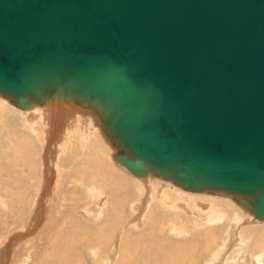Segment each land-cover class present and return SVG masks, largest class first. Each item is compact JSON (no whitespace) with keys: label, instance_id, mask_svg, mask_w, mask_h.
I'll use <instances>...</instances> for the list:
<instances>
[{"label":"water","instance_id":"water-1","mask_svg":"<svg viewBox=\"0 0 264 264\" xmlns=\"http://www.w3.org/2000/svg\"><path fill=\"white\" fill-rule=\"evenodd\" d=\"M58 80L114 105L130 168L264 211V0H0V91Z\"/></svg>","mask_w":264,"mask_h":264},{"label":"rangeland","instance_id":"rangeland-1","mask_svg":"<svg viewBox=\"0 0 264 264\" xmlns=\"http://www.w3.org/2000/svg\"><path fill=\"white\" fill-rule=\"evenodd\" d=\"M40 91H41V89H40ZM38 94L42 95V92H39ZM64 96H65L64 99H68V97H67L68 94H66V95L64 94ZM37 100L40 101V99H37ZM42 105H43V103H42ZM43 106H42V112L46 113V107H43ZM64 106H65L66 112L63 114H64V118H65L66 123H68L69 119L72 118L74 115L73 114L74 110H73V107H71V105L68 106L66 104V101H64ZM67 112H70V114H67ZM36 113L32 112V111L28 112V115L26 116L27 121H29L28 120L29 116L34 115V116H36V118H38L40 115V110H37ZM113 115L114 114H111V118L113 117ZM2 117H3V115L0 114V118H2ZM105 125H107V123ZM113 128H114V126H113ZM24 130H26V129H24ZM88 130H91V128H89ZM26 131H28V130H26ZM3 133H6L10 138L15 139V137L10 135L6 131V129L3 131ZM39 134H40V136H42V133L39 132ZM7 135H6V138L4 141L5 143L0 144V160H1L0 161V169H1L0 175L4 178L8 179L11 182V185H12V188H10L11 191L15 190V191H18V193H19L16 196L13 194V196H11V198L7 197L6 200L7 201L12 200L16 203V205L19 204V201H20L24 205V207H22V209L18 208V210L16 211V208L14 206V212H16V213H15V215H13V219L11 220L9 218L10 220L6 223V226L4 228L0 227V257H1L0 258V264H3V263H5V264H18V262H19V264H23V263L24 264H33V262H34V264H45V263L46 264H61V263L62 264L63 263H65V264H74V263L75 264H188V263H190L189 260L191 259V257H194V258H192V261L198 260L197 264H254L253 257L256 258L258 256H260V258H261L260 264H264V248H263L264 247V229H263L264 228V211L259 212L262 214L259 216V214H257L258 213V211H257L258 206L255 205L256 203H254V204L251 203V202H254V201H252L253 200L252 197L256 198L257 193H244V194H240V193H236V192H230L229 193V191H225V190H221V189L211 187V186H209L205 183H202L200 181H197L195 183V186H192V187H194V189H199V186L204 184L205 187L216 189L220 192H224V193L228 192L229 194L234 193L233 196L239 197V198H244V195L245 196L251 195L250 197H248V199L252 198L249 201L248 208L247 207H245L246 209L244 208L246 213H244V211L241 212V213H244V215H239L236 213L237 216H242L237 221V223H238L237 228H239V230H238L239 232L236 233V235H237V236H235L236 238H231V237L229 238V236H230L229 231L233 227L234 220L230 221V220H228V217H231L232 214L221 220L219 215L215 213L216 215H212V216L215 218H218V219L212 221L213 223H207V222H205L208 219L207 217H209V218L212 217L210 212H208V213L204 212V211L201 212L200 210H196L193 208L191 210H189L188 209L189 205H185V207H184L185 209H180L178 207L179 206L178 204H184V202H186V200H185L186 197H184V196L188 195L189 192L192 191V190L189 191V187L191 185L188 182L182 181L181 186L180 185L177 186V185L173 184L176 181V178L171 176L170 174L174 173L176 176V173L178 170H176V169H162L159 167H155L154 170L150 173V176L147 175V172L141 173L137 170V172L139 174L141 173L139 175L141 178L138 176V179L140 182H142L141 189H139V192L141 191V193L138 192L137 195H138V199H139V197L141 198L140 201L144 204V207L146 208V209L144 208V210H146V212H144V211L141 212V210H139L141 212V214L139 216L140 218L133 221V215L132 214H134L135 212L133 211L131 204H129L130 200H133L132 194L129 190L125 191L123 188H120L118 190L120 192V195L118 198L120 200H123L124 198L126 199V200L124 199L125 201H123L125 204V207L123 210L124 212H122V214L125 217L123 219V222H124L123 225L125 228L123 231H125L126 242H125V244L123 246L124 248L122 249V252H121L120 243L118 244V246L116 248L115 241L112 242V240H110V242H109L106 240V242H105L103 240L104 234L99 232V229L94 230L92 228L87 227L83 222H81L82 219L85 220V218L86 219L91 218L92 221L95 223V225H97L98 227H101L103 230H109V223H108V225L106 224L107 222L103 223L105 216L100 214V213L106 207L105 201L108 200V197H109V200L112 199V197L108 194V193L112 192L110 190L111 189L116 190L120 186V184L115 183L111 177H109V179H108V177L106 176L105 173L102 174L100 171L97 172L96 168L89 169V171L87 172V175L80 177L83 174V172L85 171L86 166H84L85 165L84 164L82 166L76 167V173H74V171L72 173L73 179L70 176L68 180L70 182L76 184L73 186H76V191H78V192L74 196H77L81 199H84L85 201H83V203L75 201L78 204H80V208L73 209V213L70 212V210L68 212H65L64 208H62V209L58 208V201H55V196L53 199V194H54L53 193L54 192L53 187H51V191L49 190L50 188L47 191H43V192L41 191V190H43L42 186H43V182L45 181V179L43 182H40V183H39V180H36L33 182L35 177L42 179L41 176L43 175V173L41 172V170H42L41 169L42 168V159L41 158H40L41 161L39 162L38 156L27 149V151L31 152V153L29 154V156L26 155L27 159L24 163L25 164L26 163L31 164V171H29V176H26L25 173H21V172L18 173L15 171V169L19 170L20 168H22V166H24L26 168V165H24L22 163L17 151L15 150L14 146H12V143L8 139ZM117 135H118V133H117ZM29 137L33 140V146L36 149V154H38L37 150H39V152L41 153L40 143L35 142L36 135L30 134ZM118 138L120 139V141H122L126 145V143L120 138L119 135H118ZM21 144L22 143L20 142L19 146ZM120 145L121 144H119V146ZM42 146H43V143H42ZM54 147H55V145L49 146V149L47 151H52L51 157L50 158L46 157L47 160L51 163L52 167H53V163L55 162L54 155H53ZM68 147H69V145H68ZM127 150L131 154L128 147H127ZM80 151L83 153H85V151H86L87 154L91 153V150L90 151L89 150H80ZM94 151L97 153L96 159L99 162H101L104 158L105 159L108 158V154L105 152L104 149H102V151H99V150H94ZM23 153L27 154L26 152H23ZM59 153L56 155V161L60 159ZM66 153H68V152L63 153V156H65ZM61 156H62V154H61ZM118 156H123V155L119 154ZM93 164L95 165L94 161H93ZM121 165L123 166V164H121ZM65 166H64L65 168L60 166V168H63V170H62V173L59 174V177H58V175L56 177L57 183H59V181H61V177L63 176V173H65L67 171V165H65ZM83 167H85V168H83ZM118 167H120V166H118ZM145 169L149 172V170L147 168H145ZM26 170L28 171V168H26ZM35 172L36 173L38 172L40 175H36L33 177ZM167 173H169V174H167ZM15 174H16V176H15ZM156 178H158V179H156ZM52 179L55 180V177ZM110 179H112L113 181ZM141 179L144 181H142ZM152 179H154V180H152ZM168 179H169V182H168ZM155 180H158V181H155ZM51 181H53V180H51ZM153 181H154V183H153ZM159 181L160 182L163 181V183H160ZM165 181H167L166 185H165ZM85 182H87V183H85ZM171 182H172V184H171ZM16 183H18V184L16 185ZM187 184H188V186H187ZM167 185H169V188H168L169 196L166 198H162V197H160L161 192H159V191H162L161 188H163L164 186H167ZM157 186H158V188H157ZM182 186H184V187H182ZM16 187H18V189H16ZM147 188H149V189L147 190ZM182 188L184 190L187 189L186 191H189V192L185 193V192L179 191V189L182 190ZM108 189H109V191H107ZM84 190L85 191L87 190V191L85 192ZM121 191H123V193ZM75 192H73V194ZM178 192H179V195H178ZM41 193H44V194H42V196H40L41 200H39V195H41ZM28 194H30L31 196ZM45 194H46V197H44ZM156 194H157V196H156ZM83 196H84V198H82ZM97 196L100 199H98ZM85 197H87V198H85ZM128 197H129V199H128ZM147 197H149V200ZM150 199H153V200H150ZM207 199L208 198H204V201H210ZM35 200H38V202ZM52 200H53V202H52ZM40 201H42V202H40ZM35 202H36V204H35ZM52 203H53V205H52ZM115 204L116 203L112 202L109 205V208L112 209V207L115 206ZM204 204H207V203L206 202L201 203V205H203V206H204ZM71 205L77 206L73 203H70L67 207H69ZM98 205H100V206H98ZM34 206H35V208H34ZM172 206H173V208H172ZM51 207L53 208V211L51 210L52 209ZM154 207H162V208L158 212H156L155 214H151L150 218L147 219V215L151 213V210ZM44 208L45 209L47 208V209L45 210ZM95 209H97V211H95ZM167 209H168V211H167ZM170 209L172 210V214H171ZM179 209H180V211H179ZM223 209L224 208L222 206L219 207V210L221 211L220 212L221 216H222V212L226 213L225 209L224 210ZM184 211H186V212H184ZM193 211H195V212H193ZM255 211H256V213H254ZM28 212H30V213H28ZM25 213H27V214H25ZM173 214H174V218H171V217H173L172 216ZM193 215L195 216L194 218H193ZM14 217H16L17 219L16 218L14 219ZM66 217H68V219H69L68 221H67ZM71 217H73V219H75L77 222L74 223L73 221H71L70 220ZM250 217H252V218H250ZM169 219L171 220V222H169L170 221ZM198 219H200V220H198ZM16 220L20 221V222L18 224H12V222H14ZM137 220L138 221L143 220L142 221L143 225L139 228V229H141V231H140L141 235L140 234H135V235L130 234L129 229L133 228V225L130 223H133V222L137 223L138 222ZM153 220H155V223H152ZM194 221L196 222V224ZM201 221H204L205 223L204 222L201 223ZM226 221L228 223H226ZM168 222L170 223L171 226L168 224ZM39 223H40V225H39ZM52 223L54 224L53 226L51 225ZM80 223H81V225H80ZM203 223H204V225H202ZM231 224H232V226H231ZM72 225L74 226V228ZM84 225L86 228L84 227ZM194 225H195V228H194ZM65 226L66 227L70 226L71 228H73V230L72 231L71 230H64ZM82 226L84 229L82 228ZM209 228L212 229L211 230L212 233H215L214 238L216 237V239L212 238L214 240L213 244H212L213 240L211 239L210 232H208ZM251 228H255V230L252 229L251 233H248L249 235H247V233H244L243 235L241 234L242 233L241 229H243L242 231H244V230L251 229ZM110 229H112V228L110 227ZM135 231H137V230H135ZM202 232H204V233H202ZM225 232H227V233H225ZM193 234L197 235L198 237L195 238ZM260 234H262V235L258 236ZM177 235H179V236H177ZM182 235H184V236H182ZM2 236H3V239H2ZM87 236L89 238H91V240ZM130 236L136 238L138 241L134 240ZM167 236L169 237V241L173 242V243H171L166 248L163 246H164V244L167 243ZM173 236H175V237H173ZM227 236H228V238H227ZM244 236H246V237L248 236V237L246 238ZM256 236H258V237H256ZM99 237H101L102 239H100ZM190 237H192L193 240ZM92 238H93V240H92ZM176 238H178V240ZM254 239H257V242ZM96 240H97V242H96ZM190 240H191V242H190ZM195 240L197 241V243ZM239 240H242V242L241 241H240L241 243L238 242ZM252 240L254 241L253 244H251ZM174 241L175 242L177 241V242L175 243ZM2 242H3V244H2ZM100 243H101V245H100ZM181 243L183 244V246L181 245ZM184 243H186V244H184ZM206 243L212 244V247L209 245H206ZM9 244H11V245H9ZM175 244H177V245L180 244V245H178V246L176 245V247H175ZM259 244L260 245L262 244V245L260 246ZM194 245L196 247H199V248L194 247ZM199 245L204 247V248L200 249ZM225 245H226V247H225ZM64 246L68 247V251L66 250L67 247H64ZM184 246L185 247L187 246V252L186 253H184V249H183ZM259 246H260V248H259ZM205 247H207V248H205ZM40 248H43L44 250L40 249ZM116 249H118L120 251V255H118V250H116ZM158 249H159V251H158ZM178 249L181 250L180 253H178L180 251ZM15 250H16L17 254H19V255L21 254L20 255L21 257L16 255V253H14L15 255L12 254L13 252H15ZM76 250L79 252V254H78L79 256L76 254ZM104 250H105V252H102ZM222 250H224V251H222ZM64 253H65V255H64ZM176 254H178V255H176ZM52 255H54V257ZM183 255L185 256V258L187 257L186 259H188V260H184L185 258ZM247 255H250V256H247ZM188 256H190V258H188ZM10 257L11 258L13 257V259H11ZM47 257H49V258H47ZM78 257H80V259ZM238 258H240V260H238ZM215 259H217L218 261ZM244 259H245V261H244ZM181 260L183 263L180 262ZM37 261H38V263H37Z\"/></svg>","mask_w":264,"mask_h":264},{"label":"bare ground","instance_id":"bare-ground-1","mask_svg":"<svg viewBox=\"0 0 264 264\" xmlns=\"http://www.w3.org/2000/svg\"><path fill=\"white\" fill-rule=\"evenodd\" d=\"M84 84H86V81H84ZM88 85V84H86ZM89 86V85H88ZM41 89V91H40ZM39 92H42V95L38 94ZM64 94H68V99H64L65 96ZM37 99H40V101H38ZM64 101H66V104L69 106L71 105V107H73V117L69 119L68 123H66L65 118H64V114L66 112L65 110V106H64ZM43 103V105H42ZM42 106L46 107V113L42 112ZM37 110H40V115L38 118H36V116H29L27 121L26 116L28 115V112H35ZM116 111L115 107L113 104H109L107 102L104 101L103 97L101 96H91L90 94H88L84 88H80L78 86H75L74 84H69L67 83L65 80H58L55 82H51V83H40L37 85L36 89L33 91H29L25 94H23V96L19 97V96H14V95H10L8 93H5L3 91H0V114L3 115L2 118H0V144H4L5 142V138H6V133H3V131L6 129V131L15 137V139L10 138L8 135V139L10 140V142L12 143V146H14L15 150L17 151L22 163L24 165H26V168H28V171L26 170V168L24 166H22V168H20L19 170H16V172L18 173H25L26 176H29V171H31V164L30 163H24L27 159L26 155L29 156V154L31 152H33L35 155L38 156V160L39 162L41 161L40 158L42 159V170L41 172L43 173V175L41 176L42 179H39L38 177H35L33 182L36 180H39L40 182H43L44 179L45 181L43 182V191H47L49 188V190L51 191V187H53V199L55 196V201H58V208L62 209L64 208L65 212H68L70 210V212L73 213V209L75 208H80V204H78L77 202H82L85 201L84 199H81L77 196H74L78 191H76V185L75 183L70 182L68 179L71 176L72 178V173L74 171V173H76V167L78 166H86L85 171L83 172V174L80 177H83L85 175H87V172L89 171V169H93L96 168L97 172H101L102 174H106V176L111 177L115 183H119L120 186L115 190V189H111L110 193H108L112 199L105 201V208L104 210L100 213L102 215L105 216V219L103 221V223H106L108 225L109 223V230H103L101 227H98L97 225H95V223L92 221L91 218H85V220H81V222H83L87 227L92 228L94 230H98L99 232L104 234V238L103 240L106 242L110 240H112V242L115 241V246L117 248L118 244L120 243V247H121V252L122 249L124 248V244L126 242V235H125V231H123L124 228V222L123 219L125 218L124 215L122 214V212H124V207L125 204L123 200H120L118 197L120 195V192L118 191L120 188H123L125 191H130L133 197V200H130V203L133 211L135 212L133 215V221H135L136 219L140 218V214L141 212H146V210H144V204L140 201V197L138 199V192L139 189H141V184L142 182L139 181L138 176L141 173L147 172V175L150 176V173L154 170V168L156 166L150 164L149 162H143V161H139L140 165L137 168H130V166L127 165V161H136V159L134 158V156L132 154H130L127 150V146L120 141V139L118 138L117 135V131H115V129L113 128V124L110 123L111 122V114H114ZM37 114V113H36ZM67 114H70V112H67ZM26 118V119H25ZM38 119V120H37ZM37 120V121H36ZM43 123V124H42ZM107 123V125H105ZM28 130H24V129ZM89 128H91V130H88ZM40 133H42V136H40ZM30 134H34L36 135V139L35 142L36 143H40L41 146V153L38 151V154H36V149L33 146V140L29 137ZM121 138V137H120ZM119 139V140H118ZM20 140V141H19ZM22 143L19 146V143ZM43 143V146H42ZM71 143V144H70ZM121 144L119 146V144ZM18 145V146H17ZM50 145H55L54 147V159L55 162L53 163V167L51 166V163L47 160V158L51 157V152L52 151H47L49 149ZM69 145V147H68ZM25 149V150H24ZM30 150L31 152L27 151ZM102 149L105 150V152L108 154V158L107 159H103L101 162H99L96 159V155L97 153L94 150H99L102 151ZM80 150H91V153L87 154L86 151L85 153L81 152ZM22 151V152H21ZM5 152V151H4ZM26 152L27 154L23 153ZM43 152V153H42ZM60 152V153H59ZM68 152L65 154V156H63V153ZM59 153V160L56 161V155ZM62 154V156H61ZM119 154L123 155V156H118ZM40 156V157H39ZM4 157V156H3ZM47 157V158H46ZM105 157V156H104ZM1 161V160H0ZM93 161L95 162V165L93 164ZM19 162V161H18ZM10 163V162H9ZM123 164V166L121 165ZM6 165V164H5ZM65 165H67V171L65 173H63V176L61 177V181H59V183H57L56 181V177L59 174L62 173L63 168ZM120 167H118V166ZM125 166V167H124ZM66 167V166H65ZM64 167V168H65ZM3 168V167H2ZM85 168V167H83ZM147 168L149 170V172L145 169ZM75 169V170H74ZM146 171H145V170ZM1 170V169H0ZM13 170V169H12ZM137 170L139 172H141L140 174L137 172ZM46 171V172H45ZM61 171V172H60ZM96 172V173H97ZM1 173V171H0ZM41 173V174H42ZM169 174V173H167ZM40 175L38 172L33 175ZM56 175V176H55ZM157 175V174H156ZM160 175V174H159ZM171 176L175 177V174L172 173L170 174ZM16 176V174H15ZM152 176V175H151ZM6 177V176H5ZM14 177V176H13ZM55 177V180L52 179ZM79 177V178H80ZM140 177V176H139ZM99 178V177H98ZM141 178V177H140ZM73 179V178H72ZM110 179V180H112ZM155 179V178H154ZM152 179V180H154ZM158 179V178H156ZM41 180V181H40ZM53 180V181H51ZM112 180V181H113ZM142 180V179H141ZM165 180V179H164ZM144 181V180H142ZM158 181V180H155ZM146 182V181H145ZM144 182V183H145ZM148 182V181H147ZM160 182V181H159ZM169 182V179H168ZM197 182V181H196ZM38 183V184H39ZM87 183V182H85ZM154 183V181H153ZM160 183H163V181H161ZM167 181H165V185H166ZM182 180H179L178 178H176V181L173 183L174 185L177 186H181ZM18 183H16L17 185ZM37 184V185H38ZM146 184V183H145ZM172 184V182H171ZM202 184V183H201ZM95 185V184H94ZM158 185V184H157ZM162 185V184H161ZM15 186V185H14ZM20 186V185H19ZM35 186V185H34ZM33 186V187H34ZM113 186V185H112ZM150 186V185H149ZM159 186V185H158ZM157 186V188H158ZM185 186V185H184ZM182 186V187H184ZM188 186V184H187ZM30 187V186H29ZM109 187V186H108ZM171 187V186H170ZM10 188H12L11 182L2 177L0 175V227L4 228L6 226V223L11 219H13V215H15L16 212H14V206L16 208V211L19 209H22V207H24V205L19 201V204L16 205V203L12 200L7 201L6 198L9 197L11 198V196H13V194L16 196L18 195V191L15 190H10ZM112 188V187H111ZM169 185L164 186L163 188H161L162 191L160 194V197L162 198H166L169 196ZM173 188V187H172ZM16 189H18V187H16ZM33 189V188H32ZM41 189V188H40ZM95 189V188H94ZM110 189V188H109ZM109 189L107 191H109ZM149 188H147L148 190ZM37 190V189H36ZM187 190V189H186ZM182 188V190L179 189V191L182 192H189L188 195H185L184 197H186V202H184V204H178L180 209H185V205H189L188 209L191 210L196 209V210H200L201 212H210L211 216L212 215H216L218 214L219 217L221 218V220L225 217H228L229 215L232 214L231 217H228V220L233 221L234 220V224L233 227L231 228V230L229 231V238H236L235 236L237 232H239V228H237L238 226V219L241 218L242 216H237V214L239 215H244V213H246L245 211V207L248 208L249 205V201L253 198L251 203H255L256 198L250 197L249 195H244V198H239V197H234L233 194H227L226 192H220L216 189H212V188H208L205 187L204 184L199 186V189H194V187L190 186L189 187V191H186ZM39 191V190H38ZM76 191V192H75ZM85 191V190H84ZM87 191V190H86ZM85 191V192H86ZM176 191V190H175ZM21 192V191H20ZM73 192H75L73 194ZM123 193V191H121ZM153 192V191H152ZM171 192V191H170ZM177 192V191H176ZM27 193V192H26ZM47 193V192H46ZM83 193V192H82ZM89 193V192H88ZM100 193V192H99ZM106 193V192H105ZM141 193V191L139 192ZM155 193V192H154ZM184 193V194H185ZM37 194V193H36ZM41 195H39V200H41ZM50 194V193H49ZM81 194V193H80ZM159 194V193H158ZM172 194V193H171ZM177 194V193H176ZM260 193L258 192L257 195H259ZM30 195V194H28ZM88 195V194H87ZM179 195V192H178ZM31 196V195H30ZM89 196V195H88ZM114 196V197H113ZM124 196V195H123ZM157 196V194H156ZM159 196V195H158ZM174 196V195H173ZM241 196V195H240ZM46 197V194L45 196ZM49 197V196H48ZM105 197V196H104ZM143 197V196H142ZM246 197V198H245ZM3 198V199H2ZM23 198V197H22ZM38 198V197H37ZM43 198V197H42ZM84 198V196L82 197ZM87 198V197H85ZM98 198V196H97ZM144 198V197H143ZM149 200V197H147ZM181 198V197H180ZM204 198H208L207 200L210 201H204ZM24 199V198H23ZM100 199V198H98ZM129 199V197H128ZM175 199V198H174ZM45 200V199H44ZM50 200V199H49ZM102 200V199H101ZM153 200V199H150ZM18 201V200H17ZM38 202V200H35ZM54 201V202H55ZM71 201V202H70ZM77 201V202H75ZM100 201V200H99ZM42 202V201H40ZM53 202V200H52ZM114 202L116 203L115 206L111 208H109V205ZM146 202V201H145ZM175 202V201H174ZM207 203L201 205V203ZM50 203V202H49ZM70 203H73L77 206H69L67 207ZM85 203V202H84ZM89 203V202H88ZM250 203V204H251ZM36 204V202H35ZM38 204V203H37ZM44 204V203H43ZM41 205V204H40ZM50 205V204H49ZM53 205V203H52ZM177 205V204H176ZM252 205V204H251ZM257 205V204H255ZM46 206V205H45ZM48 206V205H47ZM55 206V205H54ZM73 206V207H72ZM100 206V205H98ZM174 206V205H173ZM172 206V208H173ZM222 206L225 209L226 213L222 212V216H221V211L219 210V207ZM37 207V206H36ZM43 207V206H42ZM89 207V206H88ZM187 207V206H186ZM251 207V206H250ZM35 208V206H34ZM48 208V207H47ZM46 208V209H47ZM52 208V207H51ZM56 208V207H55ZM162 207H154L151 210V213L147 215V219L150 218L151 214H155L156 212H158ZM176 208V207H175ZM245 208V209H244ZM32 209V208H31ZM45 209V208H44ZM45 209V210H46ZM93 209V208H92ZM146 209V208H145ZM179 209V211H180ZM223 209V210H224ZM53 211V208L51 209ZM141 210V212L139 211ZM171 210V209H170ZM178 210V209H177ZM55 211V210H54ZM95 211H97V209H95ZM166 211V210H165ZM168 211V209H167ZM244 213H241L243 212ZM258 211V210H257ZM51 212V211H50ZM61 212V211H60ZM59 212V213H60ZM86 212V211H85ZM183 212V211H182ZM186 212V211H184ZM188 212V211H187ZM195 212V211H193ZM30 213V212H28ZM216 213V214H215ZM256 213V211L254 212ZM27 214V213H25ZM52 214V213H51ZM69 214V213H68ZM171 214H172V210H171ZM187 214V213H186ZM203 214V213H202ZM260 215H262L261 213H257ZM79 215V214H78ZM188 215V214H187ZM204 215V214H203ZM20 216V215H19ZM27 216V215H26ZM31 216V215H30ZM35 216V215H34ZM43 216V215H42ZM51 216V215H50ZM81 216V215H80ZM100 216V215H99ZM126 216V215H125ZM143 216V215H142ZM174 218V214L172 215ZM178 216V215H177ZM176 216V217H177ZM189 216V215H188ZM251 216V215H250ZM24 217V216H23ZM195 216L193 215V218ZM207 217V216H206ZM10 218V219H9ZM16 217H14L15 219ZM30 218V217H29ZM44 218V217H43ZM67 221L69 220L68 217ZM144 218V217H143ZM207 223H213L212 221L218 219L215 217H207ZM252 218V217H250ZM17 219V218H16ZM36 219V218H35ZM39 219V218H38ZM41 219V218H40ZM77 219V218H76ZM80 219V218H79ZM94 219V218H93ZM227 219V218H226ZM71 221H73L74 223L77 222L75 219H73V217L70 218ZM170 220V219H169ZM200 220V219H198ZM258 220V219H257ZM26 221V220H25ZM50 221V220H49ZM129 221V220H128ZM138 221V220H137ZM142 221H138L137 223L133 222L130 223L133 225V228L129 229V233L130 234H140L141 229H139L143 224ZM145 221V220H144ZM240 221V220H239ZM248 221V220H247ZM254 221V220H253ZM20 221H14L12 222V224H18ZM40 222V221H39ZM43 222V221H42ZM51 222V221H50ZM165 222V221H164ZM171 222V220L169 221ZM168 222V224L170 225V223ZM195 222V221H194ZM204 221H201V223ZM204 222V223H205ZM251 222V221H250ZM256 222V221H255ZM31 223V222H30ZM49 223V222H48ZM54 223V222H53ZM51 224L52 226L54 224ZM126 223V222H125ZM129 223V222H128ZM152 223H155V220L152 221ZM204 223L202 225H204ZM206 223V224H207ZM226 223H228L226 221ZM230 223V222H229ZM242 223V222H241ZM248 223V222H247ZM29 224V223H28ZM50 224V223H49ZM48 224V225H49ZM165 224V223H164ZM196 224V222H195ZM223 224V223H222ZM231 224V226H232ZM252 224V223H251ZM40 225V223H39ZM75 225V224H74ZM81 225V223H80ZM84 225V227H85ZM101 225V224H100ZM99 225V226H100ZM230 225V224H229ZM240 225V224H239ZM20 226V225H19ZM29 226V225H28ZM50 226V225H49ZM73 226V225H72ZM171 226V225H170ZM227 226V225H226ZM41 227V226H40ZM55 227V226H54ZM110 227L112 229H110ZM165 227V226H164ZM189 227V226H188ZM204 227V226H203ZM224 227V226H223ZM36 228V227H35ZM38 228V227H37ZM46 228V227H45ZM50 228V227H49ZM57 228V227H56ZM74 228V226H73ZM73 228H71L70 226H65L64 230H73ZM83 228V226H82ZM86 228V227H85ZM88 228V229H89ZM101 228V229H100ZM195 228V225H194ZM216 228V227H215ZM84 229V228H83ZM107 229V228H106ZM186 229V228H185ZM188 229V228H187ZM255 230V228H251V229H247L242 231L243 229H241V234L243 235L244 233H247V235H249L248 233H251V230ZM264 229V228H263ZM30 230V229H29ZM62 230V229H61ZM82 230V229H81ZM137 230V231H135ZM212 229L209 228L208 232H210L211 235V239L214 238V234L211 232ZM45 231V230H44ZM59 231V230H58ZM89 231V230H88ZM93 231V230H92ZM108 231V232H107ZM146 231V230H145ZM31 232V231H30ZM67 232V231H66ZM179 232V231H178ZM199 232V231H198ZM228 232V231H227ZM225 232V233H227ZM61 233V232H60ZM68 233V232H67ZM204 233V232H202ZM62 234V233H61ZM94 234V233H93ZM180 234V233H179ZM190 234V233H189ZM197 234V233H196ZM199 234V233H198ZM240 234V235H241ZM27 235V234H26ZM72 235V234H71ZM141 235V234H140ZM185 235V234H184ZM182 235V236H184ZM194 235V234H193ZM213 235V236H212ZM246 235V234H245ZM262 234L258 235L261 236ZM5 236V235H4ZM58 236V235H57ZM99 236V235H98ZM179 236V235H177ZM191 236V235H190ZM256 236V237H258ZM88 237V236H87ZM95 237V236H94ZM132 237V236H130ZM175 237V236H173ZM195 238H197V235H194ZM246 237V236H244ZM248 237V236H247ZM246 237V238H247ZM89 238V237H88ZM98 238V237H97ZM100 239H102L101 237H99ZM134 240L138 241L136 238L132 237ZM192 239V237H190ZM194 238V239H195ZM201 238V237H200ZM228 238V236H227ZM240 238V237H239ZM253 238V237H252ZM251 238V239H252ZM3 239V236H2ZM54 239V238H53ZM72 239V238H71ZM83 239V238H82ZM91 240V238H89ZM95 239V238H94ZM178 240V238H176ZM216 239V237L214 238ZM245 239V238H244ZM249 239V238H248ZM85 240V239H84ZM93 240V238H92ZM193 240V239H192ZM206 240V239H205ZM213 240V239H212ZM227 240V239H226ZM246 240V239H245ZM250 240V239H249ZM257 242V239H254ZM259 240V239H258ZM54 241V240H53ZM103 241V242H104ZM196 241V240H195ZM194 241V242H195ZM242 242V240H239L238 242ZM97 242V240H96ZM102 242V243H103ZM175 242V241H174ZM177 242V241H176ZM175 242V243H176ZM191 242V240H190ZM193 242V243H194ZM214 240L212 241L213 244ZM216 242V241H215ZM240 242V243H241ZM253 240L252 243L253 244ZM171 243L169 241V237L167 236V243L164 244L163 247H168ZM197 243V241H196ZM202 243V242H201ZM239 243V244H240ZM3 244V242H2ZM5 244V243H4ZM186 244V243H184ZM212 244H208L206 243V245H209L212 247ZM11 245V244H9ZM47 245V244H46ZM51 245V244H50ZM82 245V244H81ZM86 245V244H85ZM89 245V244H88ZM101 245V243H100ZM177 244H175L176 247ZM180 245V244H178ZM177 245V246H178ZM181 245L183 246V244L181 243ZM260 245V244H259ZM262 245V244H261ZM260 245V246H261ZM200 246V245H199ZM208 246V247H209ZM259 246V248H260ZM7 247V246H6ZM67 247V246H64ZM96 247V246H95ZM102 247V246H101ZM104 247V246H103ZM131 247V246H130ZM171 247V246H170ZM194 247H196L194 245ZM226 247V245H225ZM2 248V247H1ZM33 248V247H32ZM51 248V247H50ZM93 248V247H92ZM99 248V247H98ZM173 248V247H172ZM171 248V249H172ZM199 248V247H196ZM204 247L200 246V249H202ZM207 248V247H205ZM258 248V249H259ZM264 248V247H263ZM4 249V248H3ZM6 249V248H5ZM43 249V248H40ZM85 249V248H84ZM100 249V248H99ZM170 249V250H171ZM184 253L187 252V246H184ZM33 250V249H32ZM44 250V249H43ZM51 250V249H50ZM66 250L68 251V247L66 248ZM92 250V249H91ZM118 250V249H116ZM177 250V249H176ZM180 250V249H178ZM192 250V249H191ZM48 251V250H47ZM54 251V250H53ZM57 251V250H56ZM66 251V252H67ZM159 251V249H158ZM161 251V250H160ZM172 251V250H171ZM224 251V250H222ZM4 252V251H3ZM21 252V251H20ZM45 252V251H44ZM95 252V251H94ZM102 252H105L102 251ZM181 250L178 252L180 253ZM193 252V251H192ZM16 253L13 252L12 254ZM35 253V252H34ZM47 253V252H46ZM52 253V252H51ZM107 253V252H106ZM134 253V252H133ZM222 253V252H221ZM48 254V253H47ZM76 254L78 255L79 252L76 250ZM100 254V253H99ZM102 254V253H101ZM146 254V253H145ZM158 254V253H157ZM174 254V253H173ZM3 255V254H2ZM15 255V254H14ZM16 255L20 256L19 254L16 253ZM35 255V254H34ZM65 255V253H64ZM106 255V254H105ZM118 255H120V251L118 250ZM161 255V254H160ZM178 255V254H176ZM185 255V254H184ZM183 255V256H184ZM190 255V254H189ZM45 256V255H44ZM54 257V255H52ZM79 256V255H78ZM180 256V255H179ZM250 256V255H247ZM5 257V256H4ZM15 257V256H14ZM21 257V256H20ZM19 257V258H20ZM28 257V256H27ZM130 257V256H129ZM128 257V258H129ZM243 257V256H242ZM256 257V256H255ZM1 258V257H0ZM11 258V257H10ZM17 258V257H16ZM49 258V257H47ZM80 259V257H78ZM177 258V257H176ZM185 258V256H184ZM187 258V257H186ZM184 259V260H188V259ZM188 258H190V256H188ZM192 258L189 260L190 263L188 264H197L198 260H194L192 261ZM13 259V257L11 258ZM21 259V258H20ZM44 259V258H43ZM55 259V258H54ZM77 259V258H76ZM75 259V260H76ZM164 259V258H163ZM167 259V258H166ZM165 259V260H166ZM218 259V258H217ZM215 259V260H217ZM252 259V258H251ZM17 260V259H16ZM56 260V259H55ZM134 260V259H133ZM179 260V259H178ZM219 260V259H218ZM217 260V261H218ZM238 260H240V258H238ZM49 261V260H48ZM245 261V259H244ZM253 261L254 264H260L261 262V258L260 256L254 258L253 257ZM46 262V261H45ZM172 262V261H171ZM177 262V261H176ZM182 262V260L180 261ZM2 263V262H1ZM38 263V261H37ZM56 263V262H55ZM58 263V262H57ZM137 263V262H136ZM183 263V262H182ZM5 264V263H3ZM19 264V262H18ZM24 264V263H23ZM34 264V262H33ZM46 264V263H45ZM62 264V263H61ZM65 264V263H63ZM75 264V263H74Z\"/></svg>","mask_w":264,"mask_h":264}]
</instances>
